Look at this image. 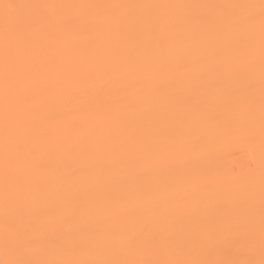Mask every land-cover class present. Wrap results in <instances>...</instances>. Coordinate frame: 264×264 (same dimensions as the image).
I'll return each mask as SVG.
<instances>
[{
    "label": "bare ground",
    "instance_id": "obj_1",
    "mask_svg": "<svg viewBox=\"0 0 264 264\" xmlns=\"http://www.w3.org/2000/svg\"><path fill=\"white\" fill-rule=\"evenodd\" d=\"M0 264H264V0H0Z\"/></svg>",
    "mask_w": 264,
    "mask_h": 264
}]
</instances>
